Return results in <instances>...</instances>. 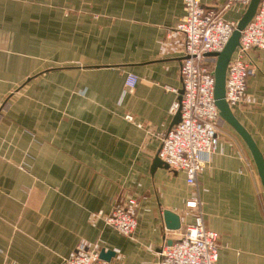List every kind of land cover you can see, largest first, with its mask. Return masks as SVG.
<instances>
[{"label":"crops","instance_id":"crops-1","mask_svg":"<svg viewBox=\"0 0 264 264\" xmlns=\"http://www.w3.org/2000/svg\"><path fill=\"white\" fill-rule=\"evenodd\" d=\"M183 14V0H0V264H65L78 244L112 251L110 264H157L192 221V197L219 234L216 264H264V191L230 125L219 120L195 187L154 163L182 90L184 39L173 29ZM253 59L232 111L264 157V49ZM127 197L133 237L105 223Z\"/></svg>","mask_w":264,"mask_h":264},{"label":"built area","instance_id":"built-area-1","mask_svg":"<svg viewBox=\"0 0 264 264\" xmlns=\"http://www.w3.org/2000/svg\"><path fill=\"white\" fill-rule=\"evenodd\" d=\"M183 0L184 14L174 27V33L184 39L180 62L182 94L169 109L174 115L180 108V121L160 137L158 157L172 171H182L186 183L195 187L197 176L218 147L219 111L214 102L215 57L207 53L221 51L236 22L224 18V13L235 5L245 10L250 0ZM264 49V0H260L250 22L241 31L239 44L228 62L225 75V100L234 107L242 103L247 78L257 65L256 50ZM138 77L129 73L125 85L133 89ZM128 120L132 117L127 115ZM137 202L127 197L116 203L105 217V223L121 235L133 237L137 216ZM193 211V219L184 225L181 235L171 243L164 242L157 264H216L219 255V234L204 224L199 200L192 197L185 202ZM65 264H110L100 259L99 252L83 244L64 260Z\"/></svg>","mask_w":264,"mask_h":264},{"label":"water","instance_id":"water-1","mask_svg":"<svg viewBox=\"0 0 264 264\" xmlns=\"http://www.w3.org/2000/svg\"><path fill=\"white\" fill-rule=\"evenodd\" d=\"M260 0H250L246 9L244 10L240 19L236 22V27L233 30L231 36L228 41L225 43L224 47L221 51L207 53V56H214L215 65L213 70L214 75V102L219 111L220 119L230 125L234 131L242 138L246 146L248 147L255 166L258 171V175L260 177V181L264 191V157L259 150L257 144L254 139L250 135V133L245 129V127L238 121L235 117L231 107L225 100V75L226 68L228 62L230 61L236 47L239 44V38L241 35V31L246 27V25L250 22L253 15L255 14L256 8L258 6ZM182 90L178 97V100L181 99ZM180 121V108L176 111L173 116V120L171 122V127L174 124H177ZM154 163L158 164L162 167H167V165L158 157L156 154L154 158ZM168 168V167H167ZM163 219L165 225L168 229L177 230L181 227V221L178 214L165 210L163 212ZM168 243H171L169 241ZM113 256L112 251H105L101 249L99 251V257L102 260L110 261Z\"/></svg>","mask_w":264,"mask_h":264}]
</instances>
